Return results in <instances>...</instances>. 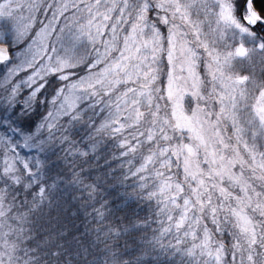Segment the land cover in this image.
<instances>
[{
    "label": "snow or ice",
    "instance_id": "obj_1",
    "mask_svg": "<svg viewBox=\"0 0 264 264\" xmlns=\"http://www.w3.org/2000/svg\"><path fill=\"white\" fill-rule=\"evenodd\" d=\"M0 264H264V0H0Z\"/></svg>",
    "mask_w": 264,
    "mask_h": 264
}]
</instances>
